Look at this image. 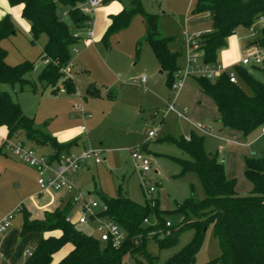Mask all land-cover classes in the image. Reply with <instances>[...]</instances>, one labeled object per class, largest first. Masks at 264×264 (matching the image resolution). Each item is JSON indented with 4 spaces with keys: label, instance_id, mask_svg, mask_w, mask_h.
<instances>
[{
    "label": "rangeland",
    "instance_id": "374dc122",
    "mask_svg": "<svg viewBox=\"0 0 264 264\" xmlns=\"http://www.w3.org/2000/svg\"><path fill=\"white\" fill-rule=\"evenodd\" d=\"M116 1L124 8L130 5L128 0ZM195 2L140 0L144 12L157 16L158 36L170 40L167 47L177 55L178 73H184L188 66V48L182 41L183 32L192 36L195 33L206 34L211 29L210 16L208 13H195ZM0 11L6 10L0 8ZM7 16L12 20L6 11L0 21ZM64 19L77 36L79 31L71 26L65 14ZM15 28L16 34L1 41L0 46L7 52L8 65L14 66L24 61L34 63V69L25 75V79L35 91H31L29 86L20 91L18 85H1L0 89L7 92L18 103L22 113L33 118L35 125L50 136L57 140L58 137L63 140L71 136L93 149L104 150L101 158L105 161L102 164H89L88 168L76 175V185L83 193H90L92 200L101 204L100 195L115 198L121 185L124 193L140 205L151 202L152 206L157 200L164 221L171 225L178 224L182 217L173 213L175 205L183 204L191 196L195 200H203L205 193L195 172L182 174L177 160H188L187 154L164 139H184L191 134L203 138L204 149L208 154H218L226 176L235 180L237 195L245 197L250 194L252 186L245 177V159L264 158V136L261 130L244 136L223 128L213 100L200 92L197 79L192 75L185 76L179 91L173 92L168 85V74L161 72L150 46L145 42L147 26L139 15L132 18L127 29L114 35L108 45H104L101 40L93 42L95 44L90 41L84 43L79 35L80 39L70 49L72 65L69 75L74 80L75 91L67 93L59 89L55 95L51 94L50 87L38 79L39 64L44 63L41 51L46 36L41 35L33 44L30 35L20 24H15ZM250 39V34L243 29L237 30L228 39L226 50L229 52L228 60L232 63L228 68L229 73H234V67L238 65L240 55ZM250 75L264 84V73L253 72ZM142 77L146 78V82L141 86L138 81ZM171 82H178L177 73L173 74ZM89 84L94 85L98 96L86 93ZM239 85L246 93H250L243 82H239ZM173 102L176 108L169 110L168 106ZM82 127L86 132L80 131ZM149 132H155V137L149 138ZM6 138L1 139L2 145L5 141L18 143L17 137ZM142 145H145L143 155L150 162V171L145 176L131 157L132 150ZM26 146L30 145L26 143ZM32 147L41 154L52 152L49 146ZM12 165L23 172L28 171V164L4 146L0 153V183H3L4 192L18 196L35 188L30 179L25 187L21 182L17 186L15 175L9 168ZM149 187L155 188L152 194L147 192ZM13 215L12 223L15 224L21 216L20 213ZM75 218L76 213H73L71 219ZM149 221L148 225L158 224L154 217H150ZM74 227L100 240L101 231L94 221L89 220L83 225L74 224ZM193 235L192 229L184 230L178 235L175 245L169 248H159L150 239L147 251L157 258V264H162L186 246ZM220 254L213 227L209 225L193 264H205Z\"/></svg>",
    "mask_w": 264,
    "mask_h": 264
},
{
    "label": "trees",
    "instance_id": "16d2710c",
    "mask_svg": "<svg viewBox=\"0 0 264 264\" xmlns=\"http://www.w3.org/2000/svg\"><path fill=\"white\" fill-rule=\"evenodd\" d=\"M11 7L26 5L21 17L30 25L31 42L34 44L41 35L46 42L41 57L46 62L38 74V79L50 87L55 95L59 89L67 93L75 91L74 80L68 76L67 67L71 62L70 49L78 41L64 19L67 16L76 31L86 30L91 18L81 12L85 0H7ZM116 0H102L105 5ZM128 8L111 16L109 26L101 41L108 45L109 40L128 28L132 18L139 15L147 26L145 42L150 46L161 72L168 74V85L172 86V76L179 72L176 66L177 55L170 52L168 38L158 36L157 16L147 14L140 0H128ZM195 13H208L211 31L201 34L197 39L202 64L213 65L219 62V55L227 48L228 39L238 29H249L263 19L259 35L251 43L264 46V0H196ZM16 34V28L9 16L0 21V43ZM7 52L0 46V86L18 85L19 90L29 86L25 75L34 69V63L24 61L10 66L6 63ZM264 73V68H257ZM237 83H231L228 75L210 81L196 77L199 90L211 98L219 115V122L225 129L248 136L264 125V84L249 73L248 69L235 66ZM243 82L250 93L239 85ZM86 93L98 96L94 85L89 84ZM0 127L7 130V139L23 136L25 141L36 146H49L53 154L49 158L57 160L68 153L75 141L60 143L35 125L34 119L25 116L17 102L0 89ZM166 142L175 144L187 154L188 160H177L182 174L195 172L204 189L203 200L192 196L183 204H176L173 213L181 215L176 225L166 226L157 200L154 205H140L132 201L119 185L115 198L99 196L106 210L99 213L115 223L125 232V239L115 247L109 241L101 242L95 237L83 234L68 223L66 217L71 208L67 204L62 210L45 213L41 221H31L29 215L21 210L23 223L21 234L31 232L49 233L59 231V237H48L39 241L26 258L24 264H52L53 256L64 246L72 249L56 264H157V258L147 251V243L153 239L159 248L174 246L178 235L187 229L194 231L193 238L181 250L162 264H193L202 245L205 231L212 225L214 237L220 248V256L205 264H264V158L245 159V177L251 183L248 196L241 197L235 191V180L225 174V167L218 154H208L204 140L195 134L190 140L167 137ZM5 145L3 144L1 149ZM145 145L140 146L144 151ZM154 217L157 225H146L144 220Z\"/></svg>",
    "mask_w": 264,
    "mask_h": 264
},
{
    "label": "built area",
    "instance_id": "2783aa9c",
    "mask_svg": "<svg viewBox=\"0 0 264 264\" xmlns=\"http://www.w3.org/2000/svg\"><path fill=\"white\" fill-rule=\"evenodd\" d=\"M100 4L101 0H85L80 9L84 15L91 18L94 11L100 6ZM259 24H263V19H260L257 23L247 29L250 37H252L250 42H253L259 35ZM85 33L86 40L93 39V31L90 26V21L88 22V27ZM200 35V33H196L189 36L187 32L183 33L182 41L188 48V66L184 73H177L178 82L172 84L171 86L173 92L179 91L182 80L188 75L215 81L223 74H227L231 83H237L236 74L229 73V67H225L221 62L213 65L202 64L201 60H199L200 56L196 52L198 49L197 39ZM250 42H248L245 46L244 51L241 54L240 61L236 66L248 70L264 68V46H260L256 43L250 44ZM144 83L145 77L139 79L138 85L142 86ZM175 108V102L168 106L169 110H174ZM260 130L264 136V125L260 128ZM81 131L85 132L86 129L82 127ZM148 137H155V132H149ZM184 140L189 141L190 136L188 135L184 137ZM4 145L11 150L14 156L21 157L22 160L33 166L37 174V185L41 191H52L54 193L62 194L67 198L68 202L74 209L73 213H76V218L74 220L71 219V214L67 215L66 221L68 223L82 225L86 224L89 220L94 221L98 229L101 231V242L109 241L115 247H118L122 243L125 239V232L115 223L99 215L100 212L106 210V206L92 200L89 195L83 194L75 184L76 174L82 166L89 162L95 165H99L104 162V158H101L104 151L102 148L93 149L89 145H86L77 154L69 153L57 160H51L49 157L37 154L34 149L27 148L21 143L10 144L5 141ZM131 157L140 169V172L145 176L146 173L150 171V162L148 158L143 155L140 146L132 150ZM154 190V187H149L147 192L152 194ZM149 204H151V202ZM20 212L21 208L17 207L14 213H10L0 218V235L10 228L14 219L13 214ZM149 223L150 221L148 219L144 220V224L148 225ZM165 225L168 227L171 226V223L166 222ZM24 255L25 257H28L30 253H25Z\"/></svg>",
    "mask_w": 264,
    "mask_h": 264
},
{
    "label": "crops",
    "instance_id": "0c3cea01",
    "mask_svg": "<svg viewBox=\"0 0 264 264\" xmlns=\"http://www.w3.org/2000/svg\"><path fill=\"white\" fill-rule=\"evenodd\" d=\"M7 3H8V1H7ZM101 3H102V0H101ZM8 6H9V8H13V9L16 8V6L11 7L9 5V3H8ZM123 8H124V6L119 4L117 1H112V2L107 3L105 5L101 4V6H99L94 11L93 15L91 16L90 24H91V26L93 24V26H92L93 28L91 27L92 31H93V39L92 40H86L85 39L86 30H83L82 34L79 31L77 37H79V35H81L82 42H84V43L88 42V41H90V43H93V42L97 43V41L101 40V38H102L103 34L105 33L107 27L109 26V23H110L109 18L111 16H114V15H117L118 13H120ZM16 14H18L20 16V19L23 20V18L21 17V10L17 9ZM8 15H10L12 17V21H13L14 25L17 23L20 24L16 19H14V15L12 12H8ZM23 21H25V20H23ZM27 25H28V27L25 28L24 26H22L20 24V26L25 30V32L30 35V33H29L30 25L28 22H27ZM259 26H261V25L259 24ZM210 31H211V29L208 30V32H210ZM79 39H80V37H79ZM251 40H252V37L250 40H248V42H250ZM95 43H93V44H95ZM247 43H246V45H247ZM228 59H229L228 50H223L220 53L219 61L225 67H229L232 63ZM45 64H46V62H44L43 64H39V68H38L39 72L44 67ZM71 65H72V63L70 62L69 66L66 69V70H68L67 71L68 75L70 74L69 68ZM249 72L253 73V72H259V71L256 69H249ZM145 82H146V78H145ZM110 97H111V95L109 93V98ZM80 131H81V128H80ZM228 131H230V130L228 129ZM4 137H7V130L4 127H0V147H2V143H3L1 141V139H3ZM16 137L18 138V143H21L23 146H25L27 148L33 149L32 146L39 147V146L34 145L31 142L25 141L23 139V136H21V135L16 136ZM58 140L60 143H69L71 141H75V144L69 149V152L67 154H69V153L77 154L86 146L84 144V142L79 143L76 138H71V136L69 138H65L63 140L58 137ZM26 143H28L30 146H26ZM45 147H47V146H45ZM51 150L53 152V149H51ZM144 150H145V148H144ZM35 151L37 154L43 155L46 157H50L53 154L52 152L49 154H41V153L37 152V149H35ZM64 155H66V153H63L61 155V157ZM104 161H105V159H104ZM89 164H93V163L89 162L86 165L82 166L78 173H80L81 170L88 168ZM27 166H28L27 172L26 171L23 172L22 169H20V168H19L20 169L19 170L17 168V166H15V165L14 166L12 165L9 168L11 169L10 171H13L12 174L15 175L14 179L17 181V182H15L17 186H19L20 182H21L22 185H24V187H25L28 183V179H30V180H32L35 188L28 190V192L23 194V195L11 196L8 191L4 192L3 183H0V198H1V200H0V218L8 215V213L14 212L17 207H20L22 211L24 210L29 215V219L31 221H41L44 219L45 213H51V212H54L55 210H62V209H64V207L67 204H69L67 198L64 197L62 194L54 193L52 191H41L37 185V174H36L35 169L30 164H28ZM78 173L76 175H78ZM75 184H77V176L75 179ZM77 188L82 192V190L78 186H77ZM83 194H85V193H83ZM86 195L90 196V193H87ZM73 210L74 209L71 205V208L68 212V215H70V214L72 215ZM20 216H21V219L17 223H15V224L12 223L10 228L6 232H4L3 234L0 235V264H24V262L27 258V257H25L24 254L25 253H31L35 249V247L37 246V244L39 243L40 240L48 238L50 236H52V237H59L60 236L59 231H53V232H49V233L31 232V233H28L26 235H22L21 234V227H22V223H23L22 212H20ZM71 249H72V247L70 245L64 246L58 253H56L53 256V263L52 264H56L58 261H60L66 254H68V252H70Z\"/></svg>",
    "mask_w": 264,
    "mask_h": 264
},
{
    "label": "clouds",
    "instance_id": "9594fccd",
    "mask_svg": "<svg viewBox=\"0 0 264 264\" xmlns=\"http://www.w3.org/2000/svg\"><path fill=\"white\" fill-rule=\"evenodd\" d=\"M26 7L24 4L17 5L15 9L9 8L7 0H0V8L5 9L7 12H12L14 15V19H16L22 26L25 28L28 27L27 22L20 19V16L17 13V9L23 10ZM6 11H0V19L4 17Z\"/></svg>",
    "mask_w": 264,
    "mask_h": 264
}]
</instances>
